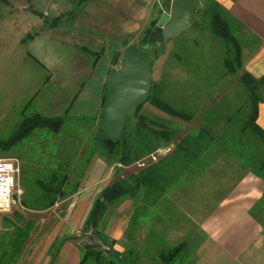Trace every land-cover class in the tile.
Here are the masks:
<instances>
[{"label": "rangeland", "instance_id": "1", "mask_svg": "<svg viewBox=\"0 0 264 264\" xmlns=\"http://www.w3.org/2000/svg\"><path fill=\"white\" fill-rule=\"evenodd\" d=\"M105 1L70 0L75 4L72 8L67 0H52L41 6L39 2V9L44 12L38 33L37 29L31 30L30 25L18 20L30 17L32 10L25 4H31L32 0H0V158L16 157L20 162L11 208L0 219V264H54L52 245L64 236L71 237L69 240H75L82 248L80 241L92 231L82 232V225L69 228L65 214L78 195L91 161L103 163L104 183L108 186L166 158H171L175 165L170 173L176 176V182L164 194L167 198L162 195L165 204L156 203L152 208L155 215L147 221L141 218L138 198H123L119 204L128 201L129 210L133 212L126 230L129 229L133 236L126 241L125 232L124 242H119L117 248L108 232L112 220L117 217L115 209L119 204L109 207L100 218L99 231L111 250L94 249L101 252V262L87 256L82 264H111L113 261L120 264L117 253L125 264H162L159 250L182 244L181 240L188 246L182 244L181 253L174 256L170 264H197L204 244L199 223L212 209L209 206L212 200L208 197L214 198L225 192L242 173L237 155L243 148H249L254 136L247 125L249 92L240 82L242 68L234 74L226 73L223 59L232 49L211 31V15L216 9H208L201 3L189 29L159 43L149 42L147 38L164 11L161 0H119L117 7L105 5ZM88 4L99 8L90 6L88 17L111 21L113 35L116 30L118 38L90 41L95 45L87 44L86 52L79 48L83 40L67 38L62 29L67 17L76 16ZM33 11L37 12L35 8ZM230 26L235 28L232 21ZM244 35L242 30V39L238 38L241 47L246 42ZM130 44L152 58L150 80L153 92L171 107L190 113L192 117L184 121L161 112L149 102L144 103L127 121L125 139L130 163L122 164L117 162L122 156L120 150L108 157L117 141L110 144L112 149L104 142L106 135L100 130L104 118L101 106L93 111L91 103L82 104L77 100L78 93L83 90L84 78H93L92 75L99 72L74 70L79 66L92 69L94 60L100 63L103 104L105 79L110 70L121 65L124 50ZM116 52L118 57L113 63ZM34 56L39 63L32 58ZM256 95L264 98L263 88L257 87ZM34 115L62 117L64 122L57 133L36 127L12 144L11 139L23 119ZM225 145L228 148H224ZM224 150L231 158L223 156ZM53 175L59 177L60 192L49 196L54 198L53 205L37 210V201L44 196L42 186L49 185ZM63 177L66 181L61 184ZM223 177H228L225 180L229 183L227 187L211 183V179L222 181ZM193 182L196 184L192 185ZM176 187H180L183 196L192 194L191 200H183L184 204H191L190 215H185L188 207L182 205L178 210L182 215L168 216L169 203L173 207L177 204V199L170 197V190ZM23 202H27L28 207L23 206ZM124 212L123 220L127 219L129 211ZM15 215L32 220L34 224L27 241L12 259L10 243H7L12 226L1 223L4 217L14 218ZM144 228L148 237L146 243L142 240ZM41 243L52 244L37 263L34 257Z\"/></svg>", "mask_w": 264, "mask_h": 264}, {"label": "crops", "instance_id": "2", "mask_svg": "<svg viewBox=\"0 0 264 264\" xmlns=\"http://www.w3.org/2000/svg\"><path fill=\"white\" fill-rule=\"evenodd\" d=\"M67 1L70 2V0ZM107 1H105V5L107 3L108 6L117 7L119 3V0ZM204 1L206 0H200V4L204 3ZM209 1L218 4L224 10L225 18L229 22L232 21V24H234V27L238 30L236 31V29L233 28L237 39H242V30L245 32L244 40L246 42L244 43V47H241L242 70L249 73L254 79H259L264 76V0ZM39 2L41 6L44 2L50 3L52 0H32L31 4L26 2L27 4L25 5L27 6L25 7L29 6L31 8V15L30 17L18 18L20 23L30 25L31 30L37 29L36 32L38 33H40L39 29L42 16L39 17L34 14L33 9L35 8L38 13H41V15L43 14L44 11L42 12L39 9ZM35 3H38V5ZM74 5V3L70 2L71 8L74 7ZM90 6L98 8L91 4L85 5L84 9L76 14V16L72 18L67 17L65 19L64 23L66 25L62 29L64 35H67V38L80 42L83 40L79 48H83L86 52L87 44L95 45L94 42L90 41H102L104 39L115 40L118 38L116 36V30L113 35V23L111 21L88 17L90 11H87V9ZM108 24V27H104V25ZM238 34L241 36L238 37ZM38 37L39 36L35 39L33 38L32 43L37 40ZM33 46L34 45H32V48ZM99 47L102 49V44L99 45ZM115 55H118V53H114L113 57ZM33 58L38 61L35 56ZM99 64L100 63L94 60L92 62V69H88L85 66H83L84 68L82 66H76L77 68L74 70L83 71L85 69L84 72H99L98 75L94 73V75H92L93 78L87 77L86 79L84 76L83 90L77 95V100H79L80 103H91L94 106L93 111H96L100 106L102 109L103 69L98 68ZM255 123L264 134V99L257 104ZM250 131L254 135L253 143H250L248 149L243 148L240 155H237L239 164H242V166H240L242 168V173L234 179L233 185L228 186V181H225L228 177H223L222 181L217 179L213 181L211 179L212 184L217 186L222 184L228 187L222 194L214 198L208 197V200H212L209 203L212 209L206 213L205 218L199 223L204 244L200 249V260L197 264H264V139L260 133L252 129ZM257 140L259 141L257 142ZM225 146L224 148H228V146ZM223 153L224 157L231 158L225 150ZM245 153L247 155H245ZM104 168L101 161L90 162L81 182L82 185L78 188V195L65 214V220L69 228L75 229L83 225L95 198L101 189L107 185L104 183L106 179L104 180L103 178ZM194 184L196 183L193 182L192 185ZM178 188L180 187L170 190L171 199L174 197L175 201L177 199L176 206L173 207V205L169 203L171 208H168V216L170 217H175L177 214L176 217L182 215V213L178 212L182 205L188 207L186 208L185 215H190L191 209H189V207L191 208V204H184L183 200L186 198L191 200L192 194L187 195V193L183 196ZM164 196L167 198V195ZM165 198L162 196L157 203L161 205L165 204V202L163 203L162 201ZM128 205V201H123L119 204L115 209V215L117 217L111 222L108 235L115 243V248L118 247L120 244L119 242H124V233L133 215ZM152 208L153 206L149 205V203L142 205V219L148 221L155 215V210H152ZM124 211H129V213L127 219L123 220L122 216L125 214ZM145 228L144 235L142 236L144 243H146V239L148 240ZM153 230L154 232L156 231L155 229ZM126 234V241L131 240L133 235L130 236L131 231H129V229ZM118 237H121V239L118 240ZM160 238L161 236L158 237L159 240ZM182 241V244L186 243L184 240H181V242ZM51 244L52 243H41L36 257H34V262L36 261L39 263L41 261L40 257L43 256V253L48 250ZM54 244L55 243L52 245L53 248L55 246ZM185 245L188 246V243ZM167 249L168 247L162 248V250L160 249L158 257L160 258V253L166 252ZM82 255L83 250L80 249L78 243H76L75 240H68L63 243L60 248L54 264H79ZM136 258L137 257H134V260H137Z\"/></svg>", "mask_w": 264, "mask_h": 264}, {"label": "trees", "instance_id": "3", "mask_svg": "<svg viewBox=\"0 0 264 264\" xmlns=\"http://www.w3.org/2000/svg\"><path fill=\"white\" fill-rule=\"evenodd\" d=\"M203 5H206L208 9H216V11H212L211 15V31L215 36L221 38L223 41L230 45L232 51L228 50V55L223 59V65L226 69L227 74H234L242 68V49L235 34V31L230 26V22L225 18V15H223L224 10L218 4L206 0L204 1ZM117 57L118 55H115L113 57V63H116ZM34 60L36 61V59ZM240 82L249 92L250 114L247 125L252 130L260 133L264 139V134L261 132V130L255 123L257 104L258 102L264 99L257 97L256 89L257 87L263 88L264 76L259 79H254L249 73L242 70ZM146 102L151 103L158 110L172 117H176L184 121L191 120L192 116L190 113L175 109L163 100H161L156 95V93L153 92L152 85L150 96ZM142 106L143 105L139 106L136 113ZM128 119H126L125 121L122 135L119 139L109 140L107 137L104 138V142L110 149H112L110 144H112V142L114 141H117V144L115 143L116 145L114 149H112L113 152H110L111 154L108 157H110L112 154L114 155L116 150H120L122 152V156H120L117 162L122 164L130 163V158L127 152L128 142L125 139L127 129L126 125ZM63 122L64 119L62 117H39L37 115H34L32 117H26L23 119L22 124L19 127L17 133L12 137L11 143L13 144V142L15 143L21 140L22 138L26 137L30 133V131L36 127L47 128L51 132L57 133L59 132ZM105 143L103 144L104 147L106 146ZM174 166L175 165L172 163L171 158H166L165 160H161L156 163H151L147 166L142 167L136 174L130 175L128 179L123 178L121 180L114 181L110 185L104 187L95 198L92 207L90 208V211L82 225L81 231L84 233L92 231L95 235L102 238L99 231V222L101 216L109 207L116 206L125 197L132 199L138 198V204L141 208L142 205H144L145 203H149V205L154 206L160 200L162 195H164L169 190L172 184L176 182V176L170 173L171 169H173ZM62 179L61 184L66 181L65 178L63 180ZM58 182L59 177L57 175H53L52 182L49 185L42 186L44 196L41 195L39 197L36 205L37 210H42L40 208L42 206H49L54 204V198H50L49 196H51L52 193L60 192V183ZM22 205L28 207L29 204L27 202H23ZM4 223L12 226V232L9 235L7 243H10V258L13 259L16 254H18L23 244L27 241L34 222L32 220H27L23 218L21 219L20 216L15 215L14 218L4 217L1 224L3 225ZM3 239L5 238L3 237ZM69 239H71V237L64 236L57 241L52 251V261L56 259V256L60 251V248L62 247L63 243H65ZM81 250L83 249L81 248ZM181 251L182 246L181 244H179L175 245L174 247H171L170 249L168 248L166 252H161L160 259L162 264H170L174 256L180 254ZM116 255L118 257L119 263L125 264V261L123 259H120L121 255L118 253ZM87 256H93L98 262H101L99 259V257H102L100 251L83 250V255L80 264H82L83 258ZM116 263L117 262L113 261L111 264Z\"/></svg>", "mask_w": 264, "mask_h": 264}, {"label": "water", "instance_id": "4", "mask_svg": "<svg viewBox=\"0 0 264 264\" xmlns=\"http://www.w3.org/2000/svg\"><path fill=\"white\" fill-rule=\"evenodd\" d=\"M164 11L148 35L149 42H165L177 37L192 25L200 0H162ZM34 14L41 17L40 13ZM152 58L134 44L126 46L118 68L109 71L102 104L103 122L100 130L109 140L119 139L128 118L135 116L139 106L150 96ZM83 250H110L108 243L90 232L80 241Z\"/></svg>", "mask_w": 264, "mask_h": 264}, {"label": "built area", "instance_id": "5", "mask_svg": "<svg viewBox=\"0 0 264 264\" xmlns=\"http://www.w3.org/2000/svg\"><path fill=\"white\" fill-rule=\"evenodd\" d=\"M20 173V162L16 157L0 158V219L11 208L12 194Z\"/></svg>", "mask_w": 264, "mask_h": 264}]
</instances>
